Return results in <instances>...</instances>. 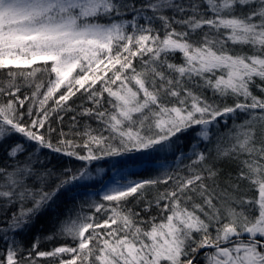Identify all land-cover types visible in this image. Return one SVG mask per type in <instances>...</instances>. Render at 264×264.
<instances>
[{
	"label": "snow or ice",
	"instance_id": "obj_1",
	"mask_svg": "<svg viewBox=\"0 0 264 264\" xmlns=\"http://www.w3.org/2000/svg\"><path fill=\"white\" fill-rule=\"evenodd\" d=\"M0 149V264H264V0H0ZM45 150L80 164L49 187ZM145 151L174 158L79 199ZM65 194L71 244L26 249Z\"/></svg>",
	"mask_w": 264,
	"mask_h": 264
},
{
	"label": "rangeland",
	"instance_id": "obj_2",
	"mask_svg": "<svg viewBox=\"0 0 264 264\" xmlns=\"http://www.w3.org/2000/svg\"><path fill=\"white\" fill-rule=\"evenodd\" d=\"M51 103V101L49 102ZM54 118V117H53ZM77 121L79 124H84L85 122L90 123L89 121L81 120L77 118ZM72 123L71 119H64L63 125L66 127L64 130L67 132L69 130V125ZM79 126V125H78ZM184 142H182L178 147H180ZM184 151L186 150L185 145H183ZM63 157V155H60ZM173 154L171 152L168 153H160V152H134L125 154L122 156H118L115 158H110L104 161H99L96 163L95 166H93L94 169H99L100 171L94 172L93 176L94 179L87 181V185L89 186L87 189H81V197L80 200H83L87 198L88 192H95L96 189L101 188V186L105 183H110L114 181L115 179L124 178L127 179H143L148 178L152 175H154L158 168V161L160 160H167L171 161L173 159ZM67 159V157H65ZM96 199H99V196L95 197ZM68 202L65 206H71V203L69 201V198L67 196ZM64 209V208H63ZM62 209V211H63ZM85 210L88 211L87 207L85 206ZM62 211L60 213H62ZM59 213V214H60ZM60 218H63L62 216ZM57 219L58 214L55 220H53V228L57 226ZM53 232L46 233L40 240V244L48 243L50 244V249L57 246H61L63 244H71L70 240H65L63 238H56L52 240L45 239L46 236L51 235ZM53 242H57L54 246L52 245ZM47 250V251H48ZM43 262H40V264H51L50 261L41 260ZM47 262V263H46Z\"/></svg>",
	"mask_w": 264,
	"mask_h": 264
},
{
	"label": "trees",
	"instance_id": "obj_3",
	"mask_svg": "<svg viewBox=\"0 0 264 264\" xmlns=\"http://www.w3.org/2000/svg\"><path fill=\"white\" fill-rule=\"evenodd\" d=\"M138 2H139V0H138ZM179 60H180V57H179V55H177L176 61L179 62ZM69 104H71L73 106V108L76 109V111L67 113L64 116V119H68V118L71 119V117L75 115L77 118H79L81 120L89 121L93 127H96V123L94 121L90 120L87 117H81L78 115L79 106H81V105L84 107L89 106L87 101H85L83 98L80 97L79 93L77 94L76 97H73V99L71 101H69ZM53 119H55V117ZM53 126L55 127L56 125L53 124ZM63 127H64V129L66 128L64 125H63ZM221 130L222 131L225 130L223 128V125H221ZM181 140L184 143L180 146V148L183 147V145H185L186 150H187L189 147V142L191 140V132L189 134H187L186 136L181 137ZM65 157L66 156L61 157L60 154L48 152L47 150H45L41 154L42 159L46 158L45 159V166L47 168L51 169L52 172L54 173V175L50 178V182L48 185L49 187H51L53 184L56 183V176L59 175L63 169L68 168V167L75 168V167L79 166V164H80L79 161H76V160L68 158V157H67V159H65ZM110 158H115V157H108V158L102 159L100 161H104V160H107ZM4 161H5L4 151H3V149H0V163H3ZM97 162H99V161H97ZM97 162H94L92 167L95 166ZM232 171H234V169H232ZM249 195H251V193H249ZM148 198L151 199V195H149ZM67 202H68L67 194L62 195L60 197V200L58 201L59 207H57L55 211L48 210L47 212L41 214L40 216L37 217L35 223L33 224V226L29 230H27L26 232L17 234V239L24 245V247L26 249L30 248L32 246V244L37 239V237H39L41 239L46 233H50V232L55 231V229L53 228V223H54L53 220L56 219L57 214H59L62 211V209L65 207ZM13 210H15V209H13ZM136 210L137 211L140 210L139 206L136 207ZM141 215L143 216L144 213H141ZM2 220H3V217L0 216V221H2ZM56 243L57 242H53L52 245L54 246ZM3 247H4L3 242L0 241V250H2ZM48 249H50V244H48V243H43V244L39 245V250L47 251ZM204 251L205 250H202L201 253L199 254V256L197 257V259L199 260V264H206V261L203 258ZM208 251H211V250H208ZM40 262H43V261H40Z\"/></svg>",
	"mask_w": 264,
	"mask_h": 264
}]
</instances>
